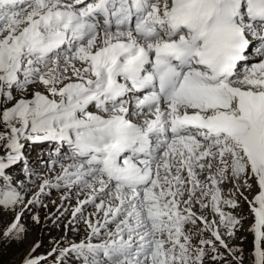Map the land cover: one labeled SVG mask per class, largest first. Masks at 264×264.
I'll return each mask as SVG.
<instances>
[{"label": "snow or ice", "instance_id": "obj_1", "mask_svg": "<svg viewBox=\"0 0 264 264\" xmlns=\"http://www.w3.org/2000/svg\"><path fill=\"white\" fill-rule=\"evenodd\" d=\"M252 48L260 59L241 72ZM51 141L69 146L52 163L70 161L52 186L89 189L79 203L103 213L62 253L82 264H203L187 224L202 220L227 245L194 205L232 235L239 221L220 204L237 202L221 184L251 188L255 177L264 264V0H0V207L23 202L6 170L23 161L32 174L24 142Z\"/></svg>", "mask_w": 264, "mask_h": 264}, {"label": "rangeland", "instance_id": "obj_2", "mask_svg": "<svg viewBox=\"0 0 264 264\" xmlns=\"http://www.w3.org/2000/svg\"><path fill=\"white\" fill-rule=\"evenodd\" d=\"M255 61L256 59L253 62ZM78 67L81 65L78 64ZM241 67L239 70L242 72ZM68 75H71V71ZM38 90L46 93L43 86H39ZM16 95L19 98L18 94ZM14 102H9L5 106L10 107ZM24 143V151L28 156L27 163L33 172L29 174L25 171L23 161L6 170V174L12 177V186L20 191L23 202L14 208L0 207V264H24L26 258L39 256L38 264H82V261L77 259L76 253L71 251L62 253L61 250L70 249L72 244L84 240L90 232L86 221L90 219L95 223L99 220L103 223V213H97L94 204L79 203L87 198L89 189L77 185L59 188L52 186L57 183L56 177L62 173L61 163H70L69 160L63 159L53 164L49 159V157L56 158V149L59 146H50L48 142ZM61 152L63 155V151ZM45 179L49 180L50 184L41 190ZM3 183L0 178V185ZM248 183L251 184V188L242 186L239 190L227 180L221 184L222 197L235 199L237 202L235 208L220 204L222 211L231 213L239 221L232 235L228 234L229 229L221 223L219 214L213 213L210 208L201 209L199 204L194 205L193 211L197 216L204 215L209 222L215 221V224H219L223 237L228 243L227 247L220 245L219 240L211 236V230H205L204 223L199 219L200 222L197 220L195 225L187 224L186 229H191L194 233L192 244L205 250L203 264H246L253 257L255 215L249 202L254 200L260 189L255 177H252ZM30 201L32 203H29ZM77 207L81 208V212L73 216ZM17 217L22 230L6 235L7 228L13 222H17ZM107 228L114 230L115 224L110 223ZM104 231L105 229H101L102 233ZM104 238L102 235L93 240ZM201 239L211 240L213 243L200 245ZM263 244L261 241L262 248H264ZM213 246L216 248L215 252L212 251ZM231 249L236 251H230ZM234 254L239 256L242 263L233 257ZM213 256L220 258L214 260Z\"/></svg>", "mask_w": 264, "mask_h": 264}, {"label": "bare ground", "instance_id": "obj_3", "mask_svg": "<svg viewBox=\"0 0 264 264\" xmlns=\"http://www.w3.org/2000/svg\"><path fill=\"white\" fill-rule=\"evenodd\" d=\"M252 54H254L255 56H257V57H259L260 58V56L255 52V53H251V55H249V56H251L252 57ZM256 59V61L255 62H253L254 60ZM253 58L252 60H250V62H249V64H251V62L252 63H256V62H258L259 61V59H257V58ZM78 64H79V62H77V66H78ZM79 66H80V64H79ZM201 215V214H200ZM255 234V233H254ZM256 246V245H255ZM254 252H255V250H254ZM246 264H255V256H254V254H253V257L249 260V262L248 263H246Z\"/></svg>", "mask_w": 264, "mask_h": 264}, {"label": "trees", "instance_id": "obj_4", "mask_svg": "<svg viewBox=\"0 0 264 264\" xmlns=\"http://www.w3.org/2000/svg\"><path fill=\"white\" fill-rule=\"evenodd\" d=\"M264 243V240H262V244ZM264 245V244H263Z\"/></svg>", "mask_w": 264, "mask_h": 264}]
</instances>
